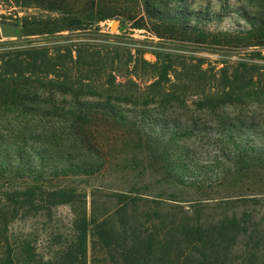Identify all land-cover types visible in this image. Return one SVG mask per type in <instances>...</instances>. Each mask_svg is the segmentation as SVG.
Segmentation results:
<instances>
[{
    "label": "trees",
    "instance_id": "1",
    "mask_svg": "<svg viewBox=\"0 0 264 264\" xmlns=\"http://www.w3.org/2000/svg\"><path fill=\"white\" fill-rule=\"evenodd\" d=\"M13 1L59 15L68 29L121 18L161 39H190L219 49L264 48V0H238L244 4L232 12L243 24L224 29L208 24L225 15L191 10L181 6L185 0ZM144 54L140 48L101 44L0 54V117L15 116L12 136L5 137L0 126V176L27 175L31 181L1 194L0 264H264V184L237 183L264 171V151L244 142L264 106V66L217 70L198 61L175 68L167 57L150 62ZM158 105L179 106L184 118L174 120L170 135L153 139L146 122ZM239 109L254 110L247 119ZM54 117H65L78 144L89 143L103 121L126 136H145L149 158L175 183L202 177L190 185L218 184L235 192L217 202H183L116 191L111 207L103 210L107 204H89L86 193L52 185L35 172L38 154L26 144L38 129L47 132L35 124ZM159 123L150 119L148 125ZM211 129L219 131L220 155L214 165L199 166L184 141ZM12 159L17 165L10 166ZM66 174L93 175L87 163L69 166ZM59 206H69L73 218L68 232L52 237L55 247L41 248L39 236L12 228L32 213L52 219Z\"/></svg>",
    "mask_w": 264,
    "mask_h": 264
},
{
    "label": "rangeland",
    "instance_id": "2",
    "mask_svg": "<svg viewBox=\"0 0 264 264\" xmlns=\"http://www.w3.org/2000/svg\"><path fill=\"white\" fill-rule=\"evenodd\" d=\"M244 4L238 0H185L181 6L191 10H206L223 14L221 21L208 24L211 29H224L243 24L238 15L232 11L237 6ZM35 18V19H34ZM116 23L115 28H113ZM6 24L15 29L16 36L4 38L1 34V25ZM174 40L161 39L146 30L132 29L131 23L123 19H109L94 24L88 29L64 28V21L57 14L44 12L38 8H27L13 0H0V54L17 52L30 48H48L56 50L79 45H110L118 48H140L144 50V57L150 62H156L157 56L167 57L166 60L174 63L175 68L181 63L195 64L198 61L204 63L203 68L215 67L217 70L226 66L239 64H256L264 66V48L250 49H219L205 44H197L190 39ZM242 110V112H240ZM254 109H239L240 117L247 118ZM193 111V106L190 108ZM182 109L179 106H170L169 109L157 106L148 114L146 134L156 139L162 134H169L175 126L174 120H182L179 114ZM238 113V112H237ZM0 117V126L4 136H12L8 131L13 130V118L5 115ZM37 121L36 117H30ZM150 119L161 121L159 124L148 125ZM249 119V118H247ZM105 121L99 123L92 134L90 142L75 143V136L69 131L65 117L48 118L43 125L45 131L38 129L29 136L26 144L32 148L35 156V172L40 173L42 180L55 186L75 188L88 196V202L95 200L97 206L107 204L103 210L111 207L113 192H133L144 197L156 200L175 199L183 202H191L213 198L215 202L220 198L232 194L229 186L209 185L210 187L198 188L190 185V182L201 181L202 177L195 180L191 176L185 179V184L175 183L160 168L156 162L149 158L148 139L143 136V141L131 135H124L121 129L113 125L106 127ZM256 128L252 133H247L249 146L254 151H264V106L259 107L255 116ZM151 126V127H150ZM177 127V125H176ZM14 133V131H13ZM29 135V134H28ZM219 131L208 130L197 136L185 139L184 145L188 146V152L195 155V164L199 166H211L219 156ZM161 137V136H160ZM183 142V141H181ZM86 144H88L86 146ZM10 166L17 165L15 159ZM83 163L91 167L93 175L66 174L69 166L75 168ZM74 164V165H73ZM104 164V165H103ZM227 163L226 165H229ZM65 169V170H64ZM239 185H251L254 182L264 184V171L259 168L252 177H241ZM27 175L0 176V198L4 190L30 184ZM230 183V181H228ZM50 184V185H51ZM208 186V184L206 185ZM73 218L69 206H59L54 210V217L49 219L47 215L32 213L25 219L17 220L12 228L16 233H31L39 236L41 248L55 247L52 237L55 234H65L69 231Z\"/></svg>",
    "mask_w": 264,
    "mask_h": 264
},
{
    "label": "water",
    "instance_id": "3",
    "mask_svg": "<svg viewBox=\"0 0 264 264\" xmlns=\"http://www.w3.org/2000/svg\"><path fill=\"white\" fill-rule=\"evenodd\" d=\"M115 26H116V23L114 24L113 28H115ZM1 34L4 38H12L16 36L15 29L6 24L1 25Z\"/></svg>",
    "mask_w": 264,
    "mask_h": 264
}]
</instances>
